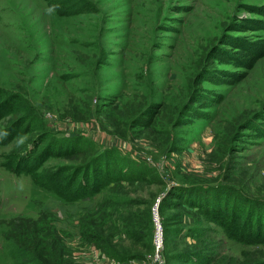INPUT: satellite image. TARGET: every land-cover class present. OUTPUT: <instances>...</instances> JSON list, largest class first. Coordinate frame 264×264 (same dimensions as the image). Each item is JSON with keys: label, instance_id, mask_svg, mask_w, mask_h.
<instances>
[{"label": "rangeland", "instance_id": "rangeland-1", "mask_svg": "<svg viewBox=\"0 0 264 264\" xmlns=\"http://www.w3.org/2000/svg\"><path fill=\"white\" fill-rule=\"evenodd\" d=\"M0 86V127L31 116L0 159L44 134L40 171L111 178L65 199L0 166V264H264L222 223L264 225V0H0Z\"/></svg>", "mask_w": 264, "mask_h": 264}, {"label": "trees", "instance_id": "trees-1", "mask_svg": "<svg viewBox=\"0 0 264 264\" xmlns=\"http://www.w3.org/2000/svg\"><path fill=\"white\" fill-rule=\"evenodd\" d=\"M16 93H8L0 86V120L14 111L16 106ZM30 114L19 115L0 127V144L9 143L19 132L24 123L27 126V120L30 121ZM44 134L37 138V144L34 149L24 151H9L1 154L0 166L14 173L26 172L38 185L54 191L60 197L65 199L80 198L88 194L95 193L101 189L104 184L111 181L109 171L102 174H90L91 167L87 162L86 166L73 167L68 170L67 166L61 165L53 170L40 171L39 167L44 160L53 153L59 154L58 149L48 141L40 149L38 144L45 139ZM93 169V167H92ZM94 172V171H93ZM174 196V195H170ZM227 221V219L225 220ZM225 229L231 236L241 240L264 242V225L255 227H243L244 221L240 217H231L228 223L222 222ZM34 247H37L34 246ZM30 258L35 264H44L43 256L34 251Z\"/></svg>", "mask_w": 264, "mask_h": 264}, {"label": "built area", "instance_id": "built-area-1", "mask_svg": "<svg viewBox=\"0 0 264 264\" xmlns=\"http://www.w3.org/2000/svg\"><path fill=\"white\" fill-rule=\"evenodd\" d=\"M158 237H159V236H158V234H157V239H158ZM157 243H158V240H157Z\"/></svg>", "mask_w": 264, "mask_h": 264}, {"label": "bare ground", "instance_id": "bare-ground-1", "mask_svg": "<svg viewBox=\"0 0 264 264\" xmlns=\"http://www.w3.org/2000/svg\"><path fill=\"white\" fill-rule=\"evenodd\" d=\"M157 240H158V242H159V237H158V239H157Z\"/></svg>", "mask_w": 264, "mask_h": 264}, {"label": "water", "instance_id": "water-1", "mask_svg": "<svg viewBox=\"0 0 264 264\" xmlns=\"http://www.w3.org/2000/svg\"><path fill=\"white\" fill-rule=\"evenodd\" d=\"M158 203V202H157Z\"/></svg>", "mask_w": 264, "mask_h": 264}]
</instances>
